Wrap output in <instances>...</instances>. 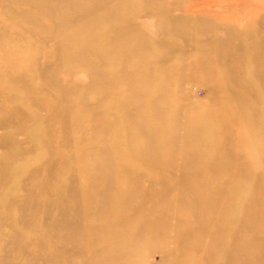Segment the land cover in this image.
<instances>
[{
    "label": "rangeland",
    "instance_id": "obj_1",
    "mask_svg": "<svg viewBox=\"0 0 264 264\" xmlns=\"http://www.w3.org/2000/svg\"><path fill=\"white\" fill-rule=\"evenodd\" d=\"M0 264H264V0H0Z\"/></svg>",
    "mask_w": 264,
    "mask_h": 264
},
{
    "label": "bare ground",
    "instance_id": "obj_2",
    "mask_svg": "<svg viewBox=\"0 0 264 264\" xmlns=\"http://www.w3.org/2000/svg\"><path fill=\"white\" fill-rule=\"evenodd\" d=\"M101 203H103V202H101ZM105 206V205H104Z\"/></svg>",
    "mask_w": 264,
    "mask_h": 264
}]
</instances>
